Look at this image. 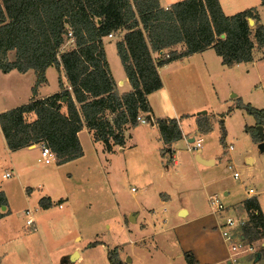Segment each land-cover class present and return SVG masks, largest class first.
Returning a JSON list of instances; mask_svg holds the SVG:
<instances>
[{"label": "trees", "instance_id": "1", "mask_svg": "<svg viewBox=\"0 0 264 264\" xmlns=\"http://www.w3.org/2000/svg\"><path fill=\"white\" fill-rule=\"evenodd\" d=\"M260 4L264 5V0ZM119 30L125 33L116 42V52L131 86L121 94L103 44L104 37ZM69 31L74 45L62 51L70 39ZM178 44L184 46L181 51L174 49ZM263 47L264 25L256 8L226 15L219 0H179L166 8L158 0H0V71L24 73L32 69L34 95L46 81V69L54 66L60 87L47 97H32L0 112V129L10 150L46 143L59 165L83 155L77 133L85 121L94 138L103 142L106 151H112L113 145L124 144V125L135 126L138 115H150L147 96L162 87L159 66L207 48L214 50L223 65L232 66L252 61L254 52ZM164 49L169 51L163 56H152ZM62 72L71 91L63 84ZM236 107L254 117L255 126H246V131L253 141L260 142L256 126L264 125V108L240 98ZM106 111L112 115L110 119ZM31 114L35 115L32 120ZM154 123L164 144L161 152L169 153L171 144L183 138L177 119L156 118ZM197 128L208 133L213 123L200 116ZM219 130L223 143L222 120ZM6 204L0 192V207ZM50 204L48 197L39 200L43 208ZM242 207L248 216L240 228L242 235L250 242L264 239V216L257 198L244 199ZM3 215L0 212V217ZM98 243L90 242V246ZM260 253L264 255V246ZM107 259L109 264H125L117 248L108 250ZM185 259L195 264L190 252H185Z\"/></svg>", "mask_w": 264, "mask_h": 264}, {"label": "crops", "instance_id": "2", "mask_svg": "<svg viewBox=\"0 0 264 264\" xmlns=\"http://www.w3.org/2000/svg\"><path fill=\"white\" fill-rule=\"evenodd\" d=\"M158 1L161 7L166 8L179 0ZM219 3L222 11L226 15H231L244 9L255 7L260 21L264 25V19L262 16L264 5L260 4V0H225V4L222 0H219ZM124 33V30H119L114 33V35L103 38L106 58L110 66L112 76L116 82V88L120 94L129 91L131 86L125 75L124 69L120 72L121 74L118 78L115 76L111 60L107 55L106 40L114 39V41H109V44L113 43L114 47L112 50L117 54L116 42L122 38ZM73 45V42H67L63 48L67 47L66 50H68L72 48ZM183 48V44H178L174 47L177 51H181ZM168 51L169 49H164L159 52H154L152 56L154 58H158L159 56L166 54ZM263 62L264 47L257 49L254 52L252 61L240 62L232 66L223 65L220 57L214 52V50L212 48H207L203 51L172 60L159 66L158 73L162 80V87L147 96L151 113L150 115H145V117L151 116L153 120L152 123L143 124L138 122L135 126H131L129 124L124 125V144L122 146L113 145L112 151H106L104 149L103 142L94 138L93 132L88 129L85 121H83V126L77 133L82 146L83 155L63 164L58 165L55 162L51 163L54 165V170H46L45 172L40 173L35 172L37 171L36 167L38 170L41 169L38 167V163L36 162L42 163L40 161L39 143H33L27 147L17 150H10L7 147L4 135L0 129V150L2 152L0 166L5 167L4 172L9 171L11 173L10 177H3V172L1 177L5 179H13L12 182L14 184V186L3 185L0 187V192H3L7 201L6 205H2L0 207V212L4 214L0 217V264H30L25 259L27 251H25L24 248L18 247L17 249L12 250L7 248L8 245L16 243V241H20L27 236L24 229L32 230V228L26 226L25 223L20 227V229L19 226L14 229L11 216L14 214L12 207L16 206L15 200L17 199V194L19 197L18 201L21 205L23 204L25 207L32 205V207L38 209V213L32 212L35 219L33 224L35 229H33V231L38 230L39 227L43 228V225L47 224L49 226L57 227L58 231H60V235L67 234L68 236L73 237L72 239L74 243L72 245L70 244L67 248L59 250L54 256H52L49 252H45L46 260L42 261L41 257L39 261L35 262V264H80V262L84 259H86L89 264H97L99 261L98 259H94L93 253L91 252L97 247L102 251L100 255V263L103 264V258L104 256L107 258L108 250L117 244H109L99 238L91 240L85 239L83 245H78V243L83 239L82 234L85 232L84 229L88 218L80 215L78 212L79 205H75L73 200H70V197L80 188L81 192L82 185L87 184L90 180L91 172H88V166L85 168L82 164L83 159L87 155L104 154L106 156L105 158L109 157L112 161L114 156L118 152L124 151L126 147L134 148L142 157L149 159L153 157V168H155V170L161 169L159 171L158 179L154 177L155 181H157L154 190L156 192L158 191L161 198V204L177 202L176 197H178L179 201L176 203L174 216L178 218L190 217V221L187 225H196L198 227L197 232L199 233L200 241L203 245L202 248H199L194 244L193 246H185V243H183L185 241L183 239L185 234L183 233L179 235L178 238L176 237V241L178 240V243L183 245V247L181 246L182 252H192L195 264H204L205 262H213L214 264L227 260L229 252L225 248L226 245L224 244V241L221 239L222 237L219 232L218 225L223 223L226 215L238 213L245 216L242 201L251 196L257 198L261 212L264 216V197L260 196V191L251 187L253 189L252 193H248L247 189L243 196H232V198L227 201L224 212L219 214L213 213L211 210H207L208 199L210 196L214 195L209 193L207 187L212 185L216 180L214 168L217 164V159L215 156L211 155L210 151L207 149H197L194 151L191 146L195 137H192L191 135L193 133L195 135L199 134L197 139L200 138L202 140L203 133L199 132L197 128V120L200 116H204L211 120L212 123L214 121L219 122L222 120L225 128L224 141H226L228 137L231 138V133L227 127L226 121L232 113V109L229 108L230 110L227 109L225 112L220 113L215 111L213 108L219 103H226V100L230 97L235 98L238 101V93L236 91L234 92L236 89L233 81L237 80L239 77L244 80L263 77L264 73L259 71L260 66H258ZM122 67L123 66L121 64V68ZM50 68L51 66L46 69V72ZM250 69L253 70L255 76H253ZM30 71L33 70L29 69L24 73H19L21 75H26L27 73H30ZM61 75L64 86L71 91V87L66 82L63 72ZM30 82L32 83V88L35 82V73ZM47 83L48 80L46 77V81L37 87L34 95L32 92L27 95V100L24 103L28 102L32 97L41 99L60 91V87L58 85L53 91L44 92V88ZM219 98L220 100L217 101ZM215 99L217 103L214 102ZM244 99L246 102L242 101L243 103H250L258 109L264 108L252 99ZM20 104L23 103L10 104L5 107H1L0 112L16 107ZM76 105L79 108L80 104L76 103ZM62 110H65V108L63 107ZM239 110L242 111V121H246L247 124H250L248 127L255 126V121L250 116L245 115L244 113L246 112L243 109L240 108ZM202 111H205V113H201ZM105 116L109 119L112 117L108 111H106ZM162 117L176 118L183 134L182 139L171 144L170 152L164 154L161 152L164 144L160 139L158 129L154 123L156 118ZM34 118L35 115L31 114L30 120ZM246 126L247 125H245V127ZM263 131L264 125L262 126V132ZM245 132L247 131L245 130ZM191 141L192 143L190 146L188 142ZM229 145L232 146L231 149L228 148ZM228 146L227 149L229 151L234 149L233 142L230 141ZM184 151L189 152L190 155L185 157V159L182 158L183 161L179 162L180 160L178 157ZM118 157L119 155L117 158ZM233 159H235V157ZM254 159V156H245L247 164H252ZM41 165L42 168L47 167L43 163ZM6 167L9 169H6ZM162 167L164 170H162ZM180 168H185L187 170L190 168L193 173L190 172L189 177L187 176L188 178H186L184 174H180L181 180L171 183L169 177H171V175L177 172ZM59 177L62 185H59V188L55 186L53 187V184L51 183L59 179ZM77 179L84 183L82 185L75 186L73 181ZM151 185H153V179L147 178L141 183L142 190H146L148 186ZM194 185L195 188L192 189ZM132 188L131 190L134 189ZM196 194H199L198 199H196ZM222 194L224 197H230V192L227 190H223ZM42 197H48L50 199L51 204L49 207L43 208L39 205V200ZM203 197L206 202L203 201ZM139 200L140 202L138 203V206L141 205L143 207L142 210H135V212L132 211L128 213V219L130 220V216H132L135 221L138 213L141 212V218L142 220L144 219L143 222H152L154 220L153 217L157 214L154 212L153 208H150L149 205L143 206L142 199ZM56 206L62 210H57L55 208ZM23 208L20 212L21 214H23V211L26 209H32L26 208L23 210ZM54 210H56L57 214H55ZM164 212L167 213L168 211L164 209ZM165 220L166 219H164V221ZM65 222H68V225L65 224ZM13 229L17 235H14ZM136 231L137 232H135V234L133 231L130 232L128 230L129 242L134 243L136 239L145 237L149 229L147 227L146 229L144 228V230ZM217 232L221 239V246L215 248L214 245L210 244V238ZM164 236L167 238L170 237L169 235ZM94 241H100V243L90 246V242ZM261 244L264 246V242ZM128 247L132 250L135 245L131 248L132 245L129 244ZM252 262L255 264L264 263V255L256 261L254 259Z\"/></svg>", "mask_w": 264, "mask_h": 264}, {"label": "rangeland", "instance_id": "3", "mask_svg": "<svg viewBox=\"0 0 264 264\" xmlns=\"http://www.w3.org/2000/svg\"><path fill=\"white\" fill-rule=\"evenodd\" d=\"M222 1L225 4V0ZM262 16L264 19V9L262 10ZM250 25L253 26V24ZM109 41H114V39L106 40L107 55L111 60L115 76L118 78L121 74L120 72L123 71V67L121 68L118 55L112 50L114 47L113 43L109 44ZM66 48L67 47H62V50H66ZM9 58H13L12 52L9 54ZM258 66H260L259 71L264 73V62ZM250 71L253 76H255L253 70L250 69ZM32 76H34L33 71H30V73L26 75H21L16 70H11L10 72L0 71V108L10 104L24 103L27 100V95L31 93L32 83L30 81L32 80ZM57 76L58 72L56 68L51 66L46 72L48 83L44 88V92H51L58 86ZM263 77L251 78L248 80L240 79L239 77L237 80H234L233 83L236 89L234 92L236 91L238 93L237 98H240L243 102H246L244 98H249L264 107ZM219 100L220 98L217 99V101ZM217 101L216 99L214 100L215 103H217ZM236 103L237 100L230 97L226 100V103H219L213 108L220 113L225 112L229 108L232 109V113L226 121L227 127L231 133V138L228 137L226 141L221 143L219 137V122L214 121L213 129L208 132V134H202V147L198 149L209 150L211 155L215 156L217 159V164L214 168L216 180L212 185H209L207 189L211 195L216 194L219 196L225 205H227V201L232 198V196H243L244 192H246L249 187L260 191V196L264 197V151H261L258 147L259 143L253 141L251 135L245 132V125L249 126L250 124H247L246 121H242V111L239 110L240 108L236 107ZM244 114L250 116L254 120L253 116L247 113ZM191 136L197 139L199 134L195 135L193 133ZM230 141L233 142L234 149L229 151L227 146ZM191 143L192 141L188 142L190 146ZM195 150L196 149H194V151ZM1 153L0 150V159ZM118 155L119 157L117 158ZM188 155H190L189 152H182L178 157L180 160L179 162L183 161L182 158L185 159ZM247 155L254 156L255 159L252 164H247L245 161V156ZM105 157L104 154L87 155L83 159L82 164L85 168L88 166V172H91L90 180L84 185H82L84 182H80L78 179L73 181L75 186L82 185V191L80 192L81 188L79 186L80 189L72 194L70 200H73L75 205H79L78 212L80 215L88 218L84 229L85 232L82 234L83 239L78 245H83L85 239L91 240L99 238L109 244H117L109 250L117 248L118 254L125 264H188L185 259V252L183 253L181 249L183 245L179 244L176 239L179 235L184 233L185 237L183 239L185 241L183 243H185V246H193L194 244L202 248L203 245L201 244L200 236L197 232L198 227L196 225H187L190 221V217L178 218L174 216L176 203L179 201L178 197H176L177 202L161 204L160 195L158 191L156 192L154 190L157 184L154 177L158 179L161 169L158 168L159 170H155V168H153V157H151V159L142 157L138 151L129 147H126L122 152H118L112 161L109 157ZM234 157L235 159H233ZM36 163H38V167L41 168L38 170L36 167L37 171L35 172L37 173L45 172L46 170H54L53 164L48 165L43 163L47 167L42 168V163ZM227 165H231V169H228ZM4 168V166H0V187L3 185L14 186L12 182L13 179L1 177ZM6 169L9 168L6 167ZM162 170H164L163 167ZM234 170L238 171L240 174L238 179L232 176ZM190 172L193 173L190 168L189 170L180 168L169 177V180L171 183L181 180L180 174H184L186 178H188ZM147 178L153 179V185L148 186L146 190H142L141 183ZM51 184H53V187L59 188V185H62L60 177ZM132 187L134 188L133 190H131ZM194 188L195 185L192 189ZM223 190L229 191L230 197H224L222 194ZM198 198L199 194H196V199ZM139 199H142L143 206L149 205L157 214L155 216L153 215L154 220L152 222H143L144 219L142 220L141 218V212L138 213L135 221L133 219H128V213L132 211L135 212V210H142L143 207L141 205L138 206L140 202ZM18 200L19 197L17 194V199L15 200L16 206L12 207L14 214L11 216L14 229H16L17 226H19L20 229L25 223V217L23 216L24 211L23 214L20 213L23 207V210L32 208L33 213H38V209H35L32 205L25 207L23 204L21 205ZM203 201L206 202L204 197ZM55 208L57 210H62L57 206ZM164 209L168 212L165 213ZM207 210H211L209 204ZM54 212L57 214L56 210H54ZM164 219L166 220L164 221ZM65 224L68 225V222H65ZM46 225H43V228L39 227L38 230L35 231H33V229H24L27 236L20 241H16V243L8 245L7 248H9V250L17 249L18 247L24 248L25 251H27L25 257L26 261L30 264H35L41 257L42 261L46 260L45 252H49L54 256L59 250L65 249L70 244L72 245L74 243L73 237L67 234L60 235V231H58L57 227ZM147 227L149 231L145 237L136 239L134 243L128 241V230L135 233L137 232L136 230H144V228L146 229ZM14 235H17L15 231ZM164 235H169L170 237L167 238ZM221 239L218 232L214 233L210 238V244L214 245L215 248L219 247L221 246ZM263 242L264 239L255 242L256 252H260V246ZM129 244L132 245L131 248L135 245L134 248L136 250L134 248L130 250L128 247ZM225 248L229 252L227 246H225ZM91 252L93 253L94 259H98L99 263L97 262V264H101V249L97 247ZM190 253L192 254V252ZM260 257H263L261 253ZM236 259H238V264H255L252 262L255 259V254L244 255ZM225 261L214 264H223ZM80 264H89V262L84 259ZM103 264H109L105 256L103 258ZM204 264H213V262H205Z\"/></svg>", "mask_w": 264, "mask_h": 264}, {"label": "built area", "instance_id": "4", "mask_svg": "<svg viewBox=\"0 0 264 264\" xmlns=\"http://www.w3.org/2000/svg\"><path fill=\"white\" fill-rule=\"evenodd\" d=\"M67 35L70 38L69 41H73L71 31H69ZM112 35L113 34H109L108 36H112ZM136 120L139 123H143V124L151 123L150 120H148L146 117L142 115H138L136 117ZM201 143L202 140L200 138L195 139L192 143L191 148L197 150L201 147ZM228 148L231 149L232 146L229 145ZM39 149H40V161L42 163L51 164L55 162V155L46 143H39ZM228 168L231 169V165H228ZM10 176L11 173L9 171H5L3 173V177H10ZM232 176L235 179H238L240 174L238 171L234 170L232 172ZM252 191L253 189L251 187L248 188V193H252ZM208 204L213 213L220 214L224 212L226 209V205L221 201V198L216 194L209 197ZM32 212H33L32 209H26L24 211V216L26 217L25 224L26 226L35 229V227H33L35 219L33 217ZM244 214L245 216L240 215L238 213L226 215L223 223L218 225V229L221 234L222 240L224 241L225 245L229 250L228 259L223 264H237V260H238L236 259L237 257L255 254L257 251L256 245H254L255 242H250L241 233L240 230L241 226H243L248 220L247 213L245 212ZM261 246L263 245L261 244Z\"/></svg>", "mask_w": 264, "mask_h": 264}, {"label": "water", "instance_id": "5", "mask_svg": "<svg viewBox=\"0 0 264 264\" xmlns=\"http://www.w3.org/2000/svg\"><path fill=\"white\" fill-rule=\"evenodd\" d=\"M254 21L252 19H249V24H253ZM201 113H205V111H202ZM148 120L151 121L152 123V120H151V116H147L146 117ZM256 129H257V134L260 136V138L262 139L259 144H258V147L260 148V150H264V141H263V132H262V125H257L256 126ZM133 219L132 216H130V220ZM134 220V219H133ZM260 258V252H256L255 253V261L258 260ZM128 260V259H127Z\"/></svg>", "mask_w": 264, "mask_h": 264}]
</instances>
